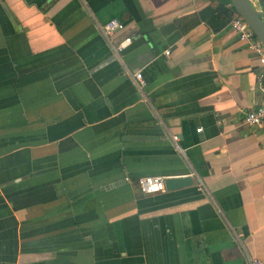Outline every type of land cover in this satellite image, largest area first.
<instances>
[{"label":"crops","instance_id":"obj_1","mask_svg":"<svg viewBox=\"0 0 264 264\" xmlns=\"http://www.w3.org/2000/svg\"><path fill=\"white\" fill-rule=\"evenodd\" d=\"M231 8L0 0V264L264 257V123L244 120L264 64ZM110 19L124 28L106 37ZM155 175L193 184L141 193Z\"/></svg>","mask_w":264,"mask_h":264},{"label":"built area","instance_id":"obj_2","mask_svg":"<svg viewBox=\"0 0 264 264\" xmlns=\"http://www.w3.org/2000/svg\"><path fill=\"white\" fill-rule=\"evenodd\" d=\"M230 28L234 31L237 37L246 42L247 46L252 49L259 57V61L264 64V44L256 38L253 30L249 24L238 14H235L230 20ZM124 28V23L118 19H110L103 25H100L102 33L109 37L115 31ZM131 43V38L126 37L119 42L113 49L117 52L122 51ZM168 53V51H166ZM262 76V75H261ZM139 85L142 84V74L137 72L135 74ZM244 120L250 125H262L264 123V98L260 105L247 111ZM173 139L176 141L177 137L174 135ZM166 177L162 175L146 176L138 179L139 190L143 194H152L164 189V181ZM246 264H264V257L250 256Z\"/></svg>","mask_w":264,"mask_h":264},{"label":"water","instance_id":"obj_3","mask_svg":"<svg viewBox=\"0 0 264 264\" xmlns=\"http://www.w3.org/2000/svg\"><path fill=\"white\" fill-rule=\"evenodd\" d=\"M235 13L241 16L251 27L254 35L264 44V9H258L251 0H229ZM193 184V178L169 177L164 181L167 190L177 189Z\"/></svg>","mask_w":264,"mask_h":264},{"label":"trees","instance_id":"obj_4","mask_svg":"<svg viewBox=\"0 0 264 264\" xmlns=\"http://www.w3.org/2000/svg\"><path fill=\"white\" fill-rule=\"evenodd\" d=\"M234 13H235L234 9L231 8V10H230V18H232V16L235 15ZM187 19H191L190 22H189V25L187 27H184L183 29H181V31H180L181 33L186 32L188 29H190L192 26H194L196 24V22H198L200 20V18L198 16H196V15L195 16H190Z\"/></svg>","mask_w":264,"mask_h":264},{"label":"rangeland","instance_id":"obj_5","mask_svg":"<svg viewBox=\"0 0 264 264\" xmlns=\"http://www.w3.org/2000/svg\"><path fill=\"white\" fill-rule=\"evenodd\" d=\"M255 5L258 6L257 3H255Z\"/></svg>","mask_w":264,"mask_h":264}]
</instances>
